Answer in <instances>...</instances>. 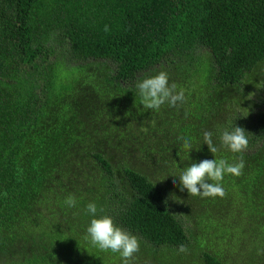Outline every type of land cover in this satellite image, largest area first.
Instances as JSON below:
<instances>
[{
    "label": "trees",
    "instance_id": "trees-1",
    "mask_svg": "<svg viewBox=\"0 0 264 264\" xmlns=\"http://www.w3.org/2000/svg\"><path fill=\"white\" fill-rule=\"evenodd\" d=\"M0 264H264V0H0Z\"/></svg>",
    "mask_w": 264,
    "mask_h": 264
}]
</instances>
